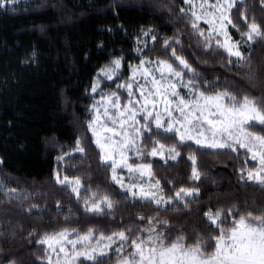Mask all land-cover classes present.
<instances>
[{
	"label": "trees",
	"instance_id": "obj_1",
	"mask_svg": "<svg viewBox=\"0 0 264 264\" xmlns=\"http://www.w3.org/2000/svg\"><path fill=\"white\" fill-rule=\"evenodd\" d=\"M245 7L249 20L254 15L264 24V6L259 0H246V5L233 12L234 21L239 24V13ZM181 8H185L184 0H21L0 9V264L13 259L16 264H41L45 246L37 241L45 232L63 227L86 230L95 226L107 233L147 226L148 220H140L138 215L158 217L173 225L171 238L183 229L190 234V244L194 232L218 234L208 227L203 215L209 209L214 212L235 203L254 214L264 210V190L255 182L240 180L242 168L256 167L248 156L245 163L242 150L237 156L189 142L186 147L178 146L180 155L175 161L145 158L143 162L152 164L166 197L174 196L180 188L200 190L198 198L188 200L190 209L180 203L165 210L122 194L110 179V165L102 166L87 132L97 70L123 55L121 77L127 78L128 63L142 58L134 51L141 29H154L152 35L157 36L144 48L145 57L169 58L171 48L164 51L163 38L175 36L183 45H172L177 54L185 56L208 81L218 80L217 90L264 95V41L253 44L251 67H229L222 49L205 50L198 44L200 38L192 33ZM201 27L206 28L204 24ZM100 83L112 86L107 80ZM120 95L125 99L123 91ZM85 136L86 154L73 152L57 160L75 147L77 137ZM159 139L168 145L175 143L167 137ZM144 143L152 147L149 139ZM190 155L196 156L198 180L192 178ZM54 171L70 178L79 176L82 188L108 194L118 203L103 215L86 212L84 198L91 192L81 191L78 201L70 186L57 184ZM8 189L18 194L8 195ZM115 259L113 254L105 264H113Z\"/></svg>",
	"mask_w": 264,
	"mask_h": 264
},
{
	"label": "snow or ice",
	"instance_id": "obj_2",
	"mask_svg": "<svg viewBox=\"0 0 264 264\" xmlns=\"http://www.w3.org/2000/svg\"><path fill=\"white\" fill-rule=\"evenodd\" d=\"M15 2L0 0V6ZM184 3L187 7L180 9L181 15L189 19L192 33L200 38L198 44L205 50L222 49L228 56L229 67L233 64L237 68L251 67L253 44L264 41V24L258 23L254 15L249 20L246 7L239 13V24L234 21L233 12L246 5V0H199V3L184 0ZM259 3L264 6V0ZM230 28L239 34V40L233 39ZM140 31L149 36L154 29ZM152 40L155 42L157 36L152 35ZM136 44L134 51L142 57L139 63H128L130 75L115 90L100 92V99L94 100L89 109L92 117L86 121L100 162L106 168L110 165V179L124 190L122 194L163 206L165 210L180 203L190 209L188 200L198 198L200 190L180 188L174 196L165 197L152 164L143 162L147 157L176 160L180 155L178 146L186 147L189 142L204 149L228 150L237 156L243 150L245 163L250 155L256 167L242 168L240 180L255 182L264 190V95H237L228 89L217 90L218 80L208 81L185 56L177 54L172 45L181 48L183 45L175 36L163 38L164 51L171 48L169 58L145 57L147 42L137 38ZM124 59L123 55L113 57L97 70L92 94L97 93L101 80H120ZM186 75L191 78L185 80ZM121 91L126 101H122ZM159 137L174 139L175 143L168 145ZM146 138L152 145L150 149L144 143ZM86 139L87 136L77 137L75 147L57 160H64L73 152L86 154ZM189 158L193 162L192 178L198 180L196 156ZM125 170L127 178L120 174ZM53 175L57 184L70 186L78 201L81 191L91 192L84 198L86 212L103 215L105 209L111 212L118 203L108 194L82 188L79 176L61 178L59 171ZM14 193L18 194L15 189H8V195ZM203 215L208 227L218 234L194 232L195 240L190 244L187 243L190 234L183 229L174 239L170 237L173 225L167 219L143 215H138V219H147L148 224L141 228L128 226L106 233L95 226L86 230L63 227L45 232L37 241L38 245H46L41 264H105L112 260L113 254L116 257L113 264H264V210L254 214L242 211L234 203L227 208L218 207L214 212L209 209ZM8 264H16V260Z\"/></svg>",
	"mask_w": 264,
	"mask_h": 264
},
{
	"label": "rangeland",
	"instance_id": "obj_3",
	"mask_svg": "<svg viewBox=\"0 0 264 264\" xmlns=\"http://www.w3.org/2000/svg\"><path fill=\"white\" fill-rule=\"evenodd\" d=\"M21 2V0H16V2L13 4V3H9V4H7L6 6H13V5H16V4H19ZM196 2L197 3H199V0H196ZM213 2H214V0H213ZM6 6H0V9H3L4 7H6ZM187 6L185 5V8H186ZM201 24H203V23H201ZM231 29V28H230ZM229 29V31H230V33H231V30ZM145 31H147V30H145ZM231 35H232V33H231ZM232 37H233V39L234 40H239V39H236L233 35H232ZM139 40L140 41H146L147 42V45H148V42L150 41H152V33L149 35V36H144L142 33H141V31H140V35H139ZM136 42H137V39H136ZM136 46H137V44H136ZM142 48H143V44H141L140 45ZM153 60H155V59H153ZM139 63V62H138ZM138 63H135V64H133V65H136V64H138ZM129 75H130V70H129ZM128 75V76H129ZM126 79V78H125ZM124 79L121 77L120 78V80H116L115 78H113V81H108L109 83H111L112 84V86H104L102 83H100V88L97 90V93L96 94H92V96H93V100H99L100 99V92L101 91H103V92H105V93H107V92H109V91H112V90H115L116 89V85L118 84V83H120V82H122ZM142 82V81H141ZM181 94L183 95L184 94V92L182 91L181 92ZM121 98H122V101H126V95H125V99H123V97L121 96ZM93 104V103H92ZM92 106V105H91ZM90 109V108H89ZM91 117H92V113H90L89 112V114H88V118H87V120H89V119H91ZM191 143H193V144H195L194 142H191ZM217 150H220V149H217ZM243 151V150H242ZM150 158V160H152V159H160V160H162V161H164L165 162V160H166V162H168V161H175V160H171L170 158H167V157H165L164 159H162V158H160V157H155V158H153V157H149ZM178 158V157H177ZM248 158L251 160V158H250V155H248ZM130 162H134V160H132V161H130ZM141 162V161H140ZM137 163H139V162H137ZM144 163H150V162H144ZM246 169H248V168H246ZM121 175H123V176H125L126 178H127V171L125 170V171H123V172H121L120 173ZM64 176V175H63ZM63 176H61V178H63ZM70 178V177H69ZM155 179H157L156 177H155ZM155 182V180L153 181V183ZM125 183H129V181L127 180V179H125ZM161 184V183H160ZM162 186V185H161ZM120 188V187H119ZM124 191V190H123ZM164 196H165V194H164V192L162 193ZM166 197V196H165ZM163 207V206H162ZM45 247H46V245H45Z\"/></svg>",
	"mask_w": 264,
	"mask_h": 264
}]
</instances>
